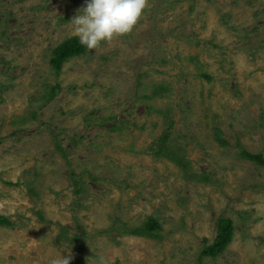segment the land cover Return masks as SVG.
Wrapping results in <instances>:
<instances>
[{
  "label": "rangeland",
  "instance_id": "1",
  "mask_svg": "<svg viewBox=\"0 0 264 264\" xmlns=\"http://www.w3.org/2000/svg\"><path fill=\"white\" fill-rule=\"evenodd\" d=\"M84 3L0 0V264H264V0H148L56 70Z\"/></svg>",
  "mask_w": 264,
  "mask_h": 264
},
{
  "label": "clouds",
  "instance_id": "2",
  "mask_svg": "<svg viewBox=\"0 0 264 264\" xmlns=\"http://www.w3.org/2000/svg\"><path fill=\"white\" fill-rule=\"evenodd\" d=\"M147 6L148 0H85L70 23L85 48L97 49L131 33ZM71 259V255H60L53 264H70Z\"/></svg>",
  "mask_w": 264,
  "mask_h": 264
},
{
  "label": "trees",
  "instance_id": "3",
  "mask_svg": "<svg viewBox=\"0 0 264 264\" xmlns=\"http://www.w3.org/2000/svg\"><path fill=\"white\" fill-rule=\"evenodd\" d=\"M84 53H85V47L82 44H80L78 38L73 37V38H70L64 41L54 50L53 55L50 59V64L52 67H54V69L59 70L62 67V65L66 63L68 60L74 57L81 56ZM151 89H152L151 93L149 95H146L148 98L159 96L160 92L164 90L162 86H159L157 84H152ZM147 97L144 96L145 99H147ZM239 156L246 161L256 162L264 166V158L260 155H252L245 151H241L239 153ZM166 157L170 161H173V162L176 161V160L174 161L172 157H169V155H166ZM219 223L220 224L218 228L217 238L215 239L212 245L202 250L201 256L215 258L219 254H221L226 249L228 244L231 242L232 240L231 221L228 219L227 220L223 219ZM0 225L9 226L10 223L6 218L0 216ZM157 227L158 226L156 222L154 221H151L148 224L149 229L154 230V229H157ZM134 233L146 234L145 231H140V230L134 231Z\"/></svg>",
  "mask_w": 264,
  "mask_h": 264
}]
</instances>
